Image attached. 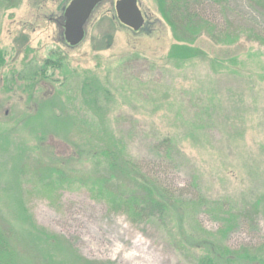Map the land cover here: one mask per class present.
Masks as SVG:
<instances>
[{
    "label": "rangeland",
    "instance_id": "1",
    "mask_svg": "<svg viewBox=\"0 0 264 264\" xmlns=\"http://www.w3.org/2000/svg\"><path fill=\"white\" fill-rule=\"evenodd\" d=\"M72 1L0 0V229L11 234L19 264L63 257L71 264H195L205 254L228 264L227 252L258 255L264 248V3L205 4L204 17L219 29L244 33L228 46L207 34L177 42L157 0H139L145 22L135 32L118 20V0H106L88 21L84 41L71 47L64 13ZM174 46L201 55L175 63ZM67 116L72 122L56 135V118ZM106 145L119 150L120 165L130 161L173 194L202 198L203 211L195 216L173 204L164 220L136 225L84 187L51 192L36 177L49 169L93 178V157ZM101 164L99 172L110 175L109 164ZM124 181L120 174L119 189ZM226 213L234 224L225 237ZM31 229L46 240H34ZM263 253L255 263L237 258L235 264H264Z\"/></svg>",
    "mask_w": 264,
    "mask_h": 264
},
{
    "label": "trees",
    "instance_id": "2",
    "mask_svg": "<svg viewBox=\"0 0 264 264\" xmlns=\"http://www.w3.org/2000/svg\"><path fill=\"white\" fill-rule=\"evenodd\" d=\"M5 1L11 2L12 0ZM208 1L209 0H157L161 16L171 28V30L174 31L175 40L177 42H194L193 39L191 40L188 37L195 39L202 34H207L217 44L228 46L235 45L239 42L240 37H242L244 33L238 29H219L217 25L205 18L202 8L208 3ZM212 1L217 2L219 0ZM257 1H262L264 3V0ZM177 32H181L184 35H178ZM184 37H187V40L189 41H182ZM198 54L199 52L197 53V51H193L192 49L174 46L170 51L169 58L172 62L183 64L184 62L196 59ZM4 65L5 58L3 53L0 52V70L4 67ZM49 65V63H46L45 66L48 67ZM46 67H42V71H40L42 74H44ZM88 89L89 87H87L86 91H82L83 96H81V98L83 99L84 103V99H86V101L88 99ZM68 119L71 122L73 120L69 116H67V118H56L53 124L56 135L59 134L62 128L68 127ZM1 143L3 144L4 142L1 141ZM170 144L171 143L169 140L165 141V153L167 157L170 156ZM106 147V149L99 151L93 157V159L96 160L95 166L97 169V175L93 178H86L82 172L79 174L68 175L66 172L49 169L39 172L37 171L36 177H39V181H47L48 188L46 189L50 190L51 192H58L59 188H70L75 185L84 187L94 199L106 201L113 211L121 212L129 216L132 223L136 225L152 224L159 219L164 220V218L169 217L171 209H173V204H177L181 207L187 206L191 208L195 216H197L199 212L203 211L205 205L202 198L195 196L193 199H185L181 195L173 194L162 184L158 183L156 179L143 173L142 168L136 164L134 165L129 161V163L124 162L120 165L119 161L121 158L117 155L119 150L114 149L110 145H106ZM103 161H106L109 164L110 175L108 176H104L102 172H99V168ZM13 167H16V165H13ZM117 173L119 174L118 176ZM120 174L125 180L122 183L123 186L121 189H119L121 183L118 184L120 181ZM132 181L136 182L138 185H129L128 183ZM224 216L225 217L223 218L226 222V231L223 232L224 236L226 237L229 232L233 230L234 218L227 213L224 214ZM29 234L34 240L39 242L46 240L45 235L41 232H34L31 229ZM26 235L28 234L26 233ZM10 236L11 234L9 232L6 233L0 229V264H19L18 252L15 251L14 247L12 246ZM54 249L59 250L56 247H54ZM39 251L41 252V249ZM260 251H264V248H262ZM260 251H258V255H260ZM227 254V257H229V260H227L228 264H235L237 258L252 260L253 263L257 262L258 260L256 258L258 255H253L254 257L251 258L248 256H240L239 254L235 255L228 252ZM48 261L52 262L51 259H47V262ZM59 261V263H54L71 264V262H68V260L64 257L63 260ZM214 261L215 258H213L211 254H205L199 260L197 259L195 264H215Z\"/></svg>",
    "mask_w": 264,
    "mask_h": 264
},
{
    "label": "water",
    "instance_id": "3",
    "mask_svg": "<svg viewBox=\"0 0 264 264\" xmlns=\"http://www.w3.org/2000/svg\"><path fill=\"white\" fill-rule=\"evenodd\" d=\"M106 0H73L66 8L64 17V37L71 47L80 45L86 36V25L96 8ZM118 20L127 28L137 32L144 25V16L139 0H118L116 2Z\"/></svg>",
    "mask_w": 264,
    "mask_h": 264
},
{
    "label": "bare ground",
    "instance_id": "4",
    "mask_svg": "<svg viewBox=\"0 0 264 264\" xmlns=\"http://www.w3.org/2000/svg\"><path fill=\"white\" fill-rule=\"evenodd\" d=\"M139 260V259H138Z\"/></svg>",
    "mask_w": 264,
    "mask_h": 264
}]
</instances>
